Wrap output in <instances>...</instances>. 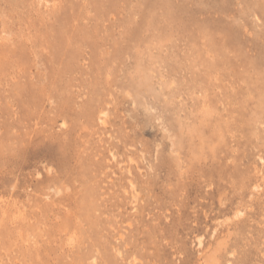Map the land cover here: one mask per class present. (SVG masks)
Returning a JSON list of instances; mask_svg holds the SVG:
<instances>
[{"label": "rangeland", "instance_id": "374dc122", "mask_svg": "<svg viewBox=\"0 0 264 264\" xmlns=\"http://www.w3.org/2000/svg\"><path fill=\"white\" fill-rule=\"evenodd\" d=\"M0 264H264V0H0Z\"/></svg>", "mask_w": 264, "mask_h": 264}, {"label": "bare ground", "instance_id": "6f19581e", "mask_svg": "<svg viewBox=\"0 0 264 264\" xmlns=\"http://www.w3.org/2000/svg\"><path fill=\"white\" fill-rule=\"evenodd\" d=\"M69 198H72V194L69 195Z\"/></svg>", "mask_w": 264, "mask_h": 264}]
</instances>
